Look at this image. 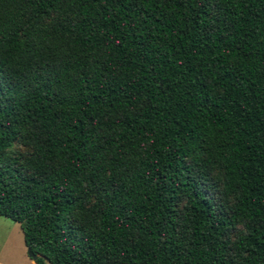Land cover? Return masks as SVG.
<instances>
[{
	"label": "trees",
	"instance_id": "1",
	"mask_svg": "<svg viewBox=\"0 0 264 264\" xmlns=\"http://www.w3.org/2000/svg\"><path fill=\"white\" fill-rule=\"evenodd\" d=\"M0 216L36 264H264V0H0Z\"/></svg>",
	"mask_w": 264,
	"mask_h": 264
},
{
	"label": "rangeland",
	"instance_id": "2",
	"mask_svg": "<svg viewBox=\"0 0 264 264\" xmlns=\"http://www.w3.org/2000/svg\"><path fill=\"white\" fill-rule=\"evenodd\" d=\"M0 264H36L26 252L19 225L0 216Z\"/></svg>",
	"mask_w": 264,
	"mask_h": 264
},
{
	"label": "water",
	"instance_id": "3",
	"mask_svg": "<svg viewBox=\"0 0 264 264\" xmlns=\"http://www.w3.org/2000/svg\"><path fill=\"white\" fill-rule=\"evenodd\" d=\"M27 255L34 261L36 259V254L32 253L28 247H26Z\"/></svg>",
	"mask_w": 264,
	"mask_h": 264
}]
</instances>
